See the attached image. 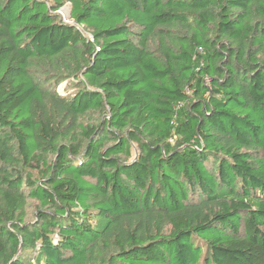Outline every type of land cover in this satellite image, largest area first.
<instances>
[{
    "label": "trees",
    "instance_id": "trees-1",
    "mask_svg": "<svg viewBox=\"0 0 264 264\" xmlns=\"http://www.w3.org/2000/svg\"><path fill=\"white\" fill-rule=\"evenodd\" d=\"M0 264H264V0H0Z\"/></svg>",
    "mask_w": 264,
    "mask_h": 264
},
{
    "label": "rangeland",
    "instance_id": "rangeland-1",
    "mask_svg": "<svg viewBox=\"0 0 264 264\" xmlns=\"http://www.w3.org/2000/svg\"><path fill=\"white\" fill-rule=\"evenodd\" d=\"M55 15L59 16V19L62 22L69 21L68 20V17H69V5H65L64 7H62L59 11H57L55 13ZM63 88H64V85L58 87L57 90L59 91V93L63 94Z\"/></svg>",
    "mask_w": 264,
    "mask_h": 264
},
{
    "label": "built area",
    "instance_id": "built-area-1",
    "mask_svg": "<svg viewBox=\"0 0 264 264\" xmlns=\"http://www.w3.org/2000/svg\"><path fill=\"white\" fill-rule=\"evenodd\" d=\"M66 23L68 22V23H70V21H65Z\"/></svg>",
    "mask_w": 264,
    "mask_h": 264
}]
</instances>
